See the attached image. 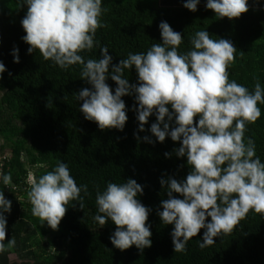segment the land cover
<instances>
[{
  "label": "trees",
  "instance_id": "16d2710c",
  "mask_svg": "<svg viewBox=\"0 0 264 264\" xmlns=\"http://www.w3.org/2000/svg\"><path fill=\"white\" fill-rule=\"evenodd\" d=\"M22 4L23 0H8L0 9V61L7 69L0 78V138L1 149L11 151L9 157H0V177L8 173L12 177V189L0 179V191L12 201L11 212L5 213L4 242L15 240L0 253V264H264V214L251 210L231 233L214 237L213 245L199 247L205 231L201 229L188 241L186 251L174 252V225H164L157 211L167 199L161 177L180 180L190 171L187 158L173 152L180 142L170 137L157 140L149 131L155 114L149 117L145 131H139L134 95L122 97L128 108L123 131L101 130L96 122L85 119L77 93L92 86L81 78L82 66L62 69L45 60L39 50L28 53L30 45L22 40L26 33L20 23L27 5ZM183 4L184 0H102L104 26L95 36L99 44L81 55L85 60L99 59L100 48L106 45L113 63H119L129 52H146L159 43V24L167 21L183 36L180 52L192 47L191 39L199 30H207L213 39L231 40L237 49L227 69L229 79L250 90L257 81L264 86V0H249V10L232 19L217 17L205 7L206 0H201L197 11ZM14 47L19 48V63L14 62ZM124 74L130 83L138 82L135 68ZM107 83L114 92L116 82L109 77ZM258 106L261 117L246 125L245 136L255 141L256 153L264 161V104ZM144 136L155 143L144 141ZM166 152L172 155L166 157ZM61 161L68 164L78 185H87L88 193L81 192L84 208L79 201H69L54 230L47 222L40 225L32 215L27 177L31 172L38 177ZM130 177L144 187L138 198L152 209L146 223L151 225L153 243L143 250L133 245L122 251L109 239L117 227L114 222L109 219L101 227L93 217L97 190L103 191L109 181L123 183ZM11 254L22 260L12 261Z\"/></svg>",
  "mask_w": 264,
  "mask_h": 264
},
{
  "label": "clouds",
  "instance_id": "9594fccd",
  "mask_svg": "<svg viewBox=\"0 0 264 264\" xmlns=\"http://www.w3.org/2000/svg\"><path fill=\"white\" fill-rule=\"evenodd\" d=\"M200 3L184 0L183 6L197 11ZM22 5H27L20 23L26 33L22 40L30 45L28 53L39 50L45 60L62 69L82 66L80 76L92 86L77 93L85 119L96 122L101 130L123 131L128 108L122 97L134 95L139 131H145L149 117L155 114L149 131L157 140L170 137L180 142L173 152L187 158L190 171L180 180L161 177L167 199L157 211L164 225H174V252L186 251L188 241L201 229H205L199 242L203 249L216 243L214 237L231 233L250 210L264 214V161L256 153L255 141L245 136L246 125L261 117L258 105L264 104V86L257 81L250 90L229 79L227 69L237 49L231 40L213 39L207 30H199L191 39L192 47L180 52L182 34L161 21L162 40L146 52H129L114 64L105 45L99 59L85 60L81 53L99 44L95 36L104 26L102 0H23ZM205 7L219 18L232 19L249 10V0H206ZM12 55L19 63L18 47ZM133 68L137 83H130L124 74ZM6 70L0 61V78ZM109 77L116 82L114 92L107 83ZM142 139L155 143L149 136ZM0 179L12 189L10 173ZM27 182L32 215L40 225L47 222L58 229L69 201H79L84 208L81 192L87 194L88 187L77 184L63 161L38 177L29 173ZM143 193L144 187L131 177L123 183L109 181L103 191L97 190L93 219L101 227L109 219L114 222L117 227L109 239L122 251L133 245L143 250L153 243L151 225L146 223L152 209L138 198ZM11 210L12 201L0 191V253L15 244L12 238L4 242L5 213Z\"/></svg>",
  "mask_w": 264,
  "mask_h": 264
},
{
  "label": "rangeland",
  "instance_id": "374dc122",
  "mask_svg": "<svg viewBox=\"0 0 264 264\" xmlns=\"http://www.w3.org/2000/svg\"><path fill=\"white\" fill-rule=\"evenodd\" d=\"M7 1L8 0H0V9L3 7V6H5L6 4H7ZM1 92H0V96H1ZM2 143H3V140L0 138V157L1 158H3V156H6V157H9L10 155H11V151H10V149H8V148H6V149H1V145H2ZM32 173V172H31ZM33 174V173H32ZM10 259L12 260V261H21L22 259L18 256V255H16V254H11L10 255Z\"/></svg>",
  "mask_w": 264,
  "mask_h": 264
}]
</instances>
